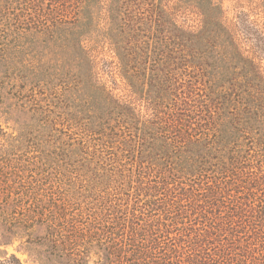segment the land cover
Segmentation results:
<instances>
[{
	"label": "trees",
	"instance_id": "trees-1",
	"mask_svg": "<svg viewBox=\"0 0 264 264\" xmlns=\"http://www.w3.org/2000/svg\"><path fill=\"white\" fill-rule=\"evenodd\" d=\"M224 1L0 0L4 244L35 264H264V72Z\"/></svg>",
	"mask_w": 264,
	"mask_h": 264
},
{
	"label": "rangeland",
	"instance_id": "rangeland-1",
	"mask_svg": "<svg viewBox=\"0 0 264 264\" xmlns=\"http://www.w3.org/2000/svg\"><path fill=\"white\" fill-rule=\"evenodd\" d=\"M223 8L226 23L230 27L232 25L236 27L234 30L242 50L253 56L250 45L253 46V43H257L260 46L257 49L259 58L256 61L264 72V9L255 0L238 2L235 0H226L223 2ZM187 22L190 25H195V21L193 20ZM243 29L247 30V32ZM0 124L8 131L12 127L11 121L4 124L2 118H0ZM25 175L23 174V176ZM42 189H46V185H41L40 191ZM22 241L12 239V243L4 244L3 239H0V261L3 262L5 260V264H18L9 259L11 255H14L20 264H35L29 253L25 251Z\"/></svg>",
	"mask_w": 264,
	"mask_h": 264
}]
</instances>
